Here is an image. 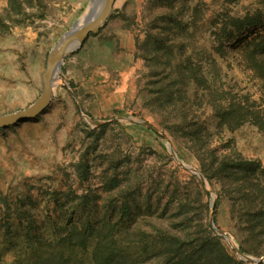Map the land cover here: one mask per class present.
Masks as SVG:
<instances>
[{
  "label": "rangeland",
  "instance_id": "rangeland-1",
  "mask_svg": "<svg viewBox=\"0 0 264 264\" xmlns=\"http://www.w3.org/2000/svg\"><path fill=\"white\" fill-rule=\"evenodd\" d=\"M88 2L0 0V115L38 99L48 55ZM262 32L264 0H114L62 57L44 111L0 128V264L27 245L26 210L44 239L57 217L104 216L129 240L187 215L214 239L200 264H219L221 249L264 264L240 255L264 260V73L247 45ZM206 148L249 161L239 191L206 175Z\"/></svg>",
  "mask_w": 264,
  "mask_h": 264
},
{
  "label": "trees",
  "instance_id": "trees-1",
  "mask_svg": "<svg viewBox=\"0 0 264 264\" xmlns=\"http://www.w3.org/2000/svg\"><path fill=\"white\" fill-rule=\"evenodd\" d=\"M256 21L258 20L251 19L239 22L236 29L241 32L255 25ZM248 35L242 36L243 39H247ZM247 45L252 69L263 75L264 32L256 34L252 43ZM172 81L168 86L177 83L175 78H172ZM168 86L162 93L170 92L171 87L168 89ZM166 109L176 111L177 105L170 103ZM181 115L183 120L184 115ZM257 127H260V124ZM191 138L197 141L195 131L192 132ZM199 155L201 167L209 178H216V181L227 184L232 191H239L238 181L242 178L240 174L247 166L248 160L231 153L215 157L213 150L208 148ZM76 175L78 181L85 176L81 170H78ZM26 212L29 215L25 216ZM26 212L18 219L25 217L28 222L27 227L22 229V236L27 245L10 244L7 250L13 249L12 264H200L201 259L207 262L211 251L207 245L214 240L209 235L200 237L196 226L187 224L190 221L187 215L177 219L174 217L168 228L154 223L156 226H153L152 231L143 232L139 238L129 240L121 238L118 231L108 230L104 216H69L65 220L57 217L51 235L44 239L42 234L38 236L32 232L33 225L30 223L33 214L28 210ZM261 230L257 233L260 234ZM196 253H204L205 256L196 257ZM218 258L219 264H240L227 256L223 249L219 251Z\"/></svg>",
  "mask_w": 264,
  "mask_h": 264
},
{
  "label": "water",
  "instance_id": "water-1",
  "mask_svg": "<svg viewBox=\"0 0 264 264\" xmlns=\"http://www.w3.org/2000/svg\"><path fill=\"white\" fill-rule=\"evenodd\" d=\"M114 0H89L82 15V23L76 21L60 38L59 42L47 57L46 67L42 76V92L38 99L27 109L0 115V128L14 126L24 120L35 118L49 104L58 77L62 57L80 45V42L92 31L97 30L111 12ZM55 74L57 77H55ZM59 78V77H58ZM127 120L135 122V119ZM171 151V148H170ZM172 152V151H171ZM174 155V153L172 152ZM203 182H205L202 179ZM240 254V252L238 251ZM245 260L255 263L264 261L263 258H250L240 254Z\"/></svg>",
  "mask_w": 264,
  "mask_h": 264
},
{
  "label": "bare ground",
  "instance_id": "bare-ground-1",
  "mask_svg": "<svg viewBox=\"0 0 264 264\" xmlns=\"http://www.w3.org/2000/svg\"><path fill=\"white\" fill-rule=\"evenodd\" d=\"M81 23H82V17L78 20V25H80ZM55 77H57L56 74H55ZM58 81H60V80H59V78L57 77V82H58Z\"/></svg>",
  "mask_w": 264,
  "mask_h": 264
}]
</instances>
